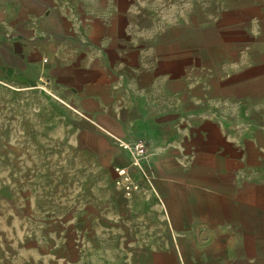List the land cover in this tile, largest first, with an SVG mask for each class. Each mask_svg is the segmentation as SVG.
<instances>
[{
	"label": "crops",
	"instance_id": "0c3cea01",
	"mask_svg": "<svg viewBox=\"0 0 264 264\" xmlns=\"http://www.w3.org/2000/svg\"><path fill=\"white\" fill-rule=\"evenodd\" d=\"M126 1L0 0L2 123L69 137L88 179L71 236L61 225L51 243H1L0 264H264V0H237L252 20L219 43L237 59L188 78L176 59L167 68L158 32L126 28L139 19ZM138 139L127 189L119 142Z\"/></svg>",
	"mask_w": 264,
	"mask_h": 264
},
{
	"label": "rangeland",
	"instance_id": "374dc122",
	"mask_svg": "<svg viewBox=\"0 0 264 264\" xmlns=\"http://www.w3.org/2000/svg\"><path fill=\"white\" fill-rule=\"evenodd\" d=\"M237 2L127 0L125 13L135 14L139 19L126 20L125 24L133 35L141 37L151 38L158 32L153 40L158 44L165 42L164 52L159 49L158 53L165 54L167 68L174 67L171 64L176 59L179 63L176 68L188 78L195 67L201 70L208 64L216 68L225 61L237 59L230 48L219 47L223 38L241 34L237 31L241 22L249 24L252 20L249 13L239 16L233 13L240 5H251ZM105 8L100 5V9ZM260 20L264 21V17ZM120 23L116 24L125 28ZM106 25L108 22H101L100 28L86 26L84 30L101 33L107 30ZM94 39L95 44L101 40ZM152 41L149 39L146 43ZM130 55L133 60L137 57L134 51ZM195 57L199 58L197 65L193 61ZM3 127L11 133H5ZM54 133L53 127H42L38 122L2 123L0 115V244L51 243L49 234L55 235L61 225L67 227L66 232L71 236L72 208L80 204L78 197L87 190L88 179L84 178L83 168L75 167L83 159L82 152H71L69 137L54 136ZM7 135L13 137L9 139ZM58 214L62 216L56 217Z\"/></svg>",
	"mask_w": 264,
	"mask_h": 264
},
{
	"label": "built area",
	"instance_id": "2783aa9c",
	"mask_svg": "<svg viewBox=\"0 0 264 264\" xmlns=\"http://www.w3.org/2000/svg\"><path fill=\"white\" fill-rule=\"evenodd\" d=\"M120 147L128 150L130 152L131 158L128 165H121L116 168L117 174L125 178L129 184H127V189L138 188V183L134 181L131 174V168H142L144 165V156L147 150V143L143 139H138L133 142H128L125 140H120Z\"/></svg>",
	"mask_w": 264,
	"mask_h": 264
}]
</instances>
